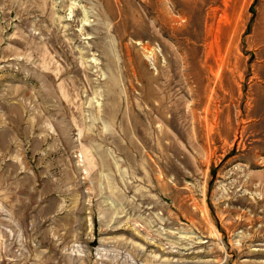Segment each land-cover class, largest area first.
Wrapping results in <instances>:
<instances>
[{
	"label": "rangeland",
	"instance_id": "1",
	"mask_svg": "<svg viewBox=\"0 0 264 264\" xmlns=\"http://www.w3.org/2000/svg\"><path fill=\"white\" fill-rule=\"evenodd\" d=\"M0 264H264V0H0Z\"/></svg>",
	"mask_w": 264,
	"mask_h": 264
},
{
	"label": "bare ground",
	"instance_id": "2",
	"mask_svg": "<svg viewBox=\"0 0 264 264\" xmlns=\"http://www.w3.org/2000/svg\"><path fill=\"white\" fill-rule=\"evenodd\" d=\"M161 14H162V16H160L159 22H160V25L162 26V28H165L166 25L168 24V22L170 23L173 20V18L168 16V13L166 12V10L163 8L162 5H161Z\"/></svg>",
	"mask_w": 264,
	"mask_h": 264
}]
</instances>
